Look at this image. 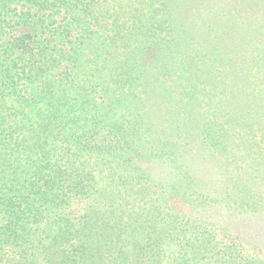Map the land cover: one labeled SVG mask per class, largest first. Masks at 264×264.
Here are the masks:
<instances>
[{
  "label": "trees",
  "instance_id": "trees-1",
  "mask_svg": "<svg viewBox=\"0 0 264 264\" xmlns=\"http://www.w3.org/2000/svg\"><path fill=\"white\" fill-rule=\"evenodd\" d=\"M243 242L264 0H0V264H264Z\"/></svg>",
  "mask_w": 264,
  "mask_h": 264
},
{
  "label": "rangeland",
  "instance_id": "rangeland-1",
  "mask_svg": "<svg viewBox=\"0 0 264 264\" xmlns=\"http://www.w3.org/2000/svg\"><path fill=\"white\" fill-rule=\"evenodd\" d=\"M249 242H252L251 240H248ZM240 249L242 251H244L245 253L247 254H255V255H258L262 258H264V245H263V248L262 249H255L254 247H252L250 245V243L248 242H243V243H240Z\"/></svg>",
  "mask_w": 264,
  "mask_h": 264
}]
</instances>
